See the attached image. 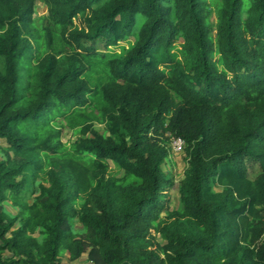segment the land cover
Returning <instances> with one entry per match:
<instances>
[{"label": "trees", "instance_id": "16d2710c", "mask_svg": "<svg viewBox=\"0 0 264 264\" xmlns=\"http://www.w3.org/2000/svg\"><path fill=\"white\" fill-rule=\"evenodd\" d=\"M218 1L213 28L209 0H0V203L18 207L0 208V264L80 254L74 218L106 264H264V0ZM55 115L79 128L68 145ZM167 186L181 208L161 217Z\"/></svg>", "mask_w": 264, "mask_h": 264}, {"label": "rangeland", "instance_id": "374dc122", "mask_svg": "<svg viewBox=\"0 0 264 264\" xmlns=\"http://www.w3.org/2000/svg\"><path fill=\"white\" fill-rule=\"evenodd\" d=\"M219 6L218 0H209V6H208V21L214 28L215 26V10ZM46 13H47V6L42 3L38 2L36 4L34 14H33V20L36 26L41 27L46 23ZM212 35H214V31L211 32ZM126 43L125 41H120L119 44ZM94 46L97 47L98 50L103 49L102 41L99 39H96L93 42ZM41 45V44H40ZM86 45H90L89 42H87ZM113 49L118 50L120 48L119 45H115L112 47ZM214 58L216 59V65L220 69L222 67L220 55L217 51V48L215 46L214 50ZM26 70H24V76L26 77ZM65 118L63 116H57L55 115L54 118L51 119L50 124L56 129L59 130V138L60 140L65 144L68 145L69 142L74 140L77 136L80 135L79 128H69L65 126ZM94 127L100 131L102 134L107 135L108 131L105 129L103 123H99L97 121L94 122ZM55 139V138H54ZM172 139L162 141L168 146V154L164 158L162 162V169L163 171L176 183H178L184 176V169L187 166V158L185 151L183 149V146L180 149H176L172 145ZM8 143L4 139H0V158L7 157H15L13 152L11 150H6V146ZM110 164V172L114 175H121L123 173V170L112 160H109ZM247 167H248V175L250 177H254L259 171L260 166L256 162H251L247 160ZM42 179L40 177H37L35 179V183L41 181ZM34 187V184L33 186ZM25 188V187H24ZM160 196V199L163 201L164 209L160 212V216L164 217L169 210L172 209H180L181 208V202L179 198V192L177 188H174V186H167L165 189H163ZM35 193L31 192V189L29 186H26V188L20 193L21 197L25 199H31ZM82 198H78L76 202V207L78 208L79 204L81 203ZM0 208H5L7 211L10 212H17L18 207L9 199H5L0 203ZM18 222H16L13 227L17 226ZM65 227H71L75 231V237L80 240L82 243L84 250L77 254L76 252H68L67 250L62 251L59 260L61 264H106V261L101 258L98 250L94 246V232L91 228L84 226L78 219H68L64 222ZM157 241L159 244L164 243V239L159 237V235L156 236Z\"/></svg>", "mask_w": 264, "mask_h": 264}, {"label": "built area", "instance_id": "2783aa9c", "mask_svg": "<svg viewBox=\"0 0 264 264\" xmlns=\"http://www.w3.org/2000/svg\"><path fill=\"white\" fill-rule=\"evenodd\" d=\"M184 142L180 137H176L172 139V145L174 148L180 149L183 146Z\"/></svg>", "mask_w": 264, "mask_h": 264}]
</instances>
